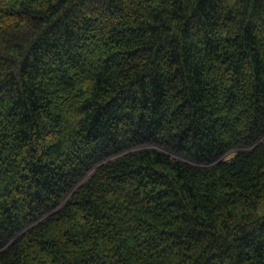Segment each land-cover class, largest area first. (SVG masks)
<instances>
[{"label": "trees", "instance_id": "obj_1", "mask_svg": "<svg viewBox=\"0 0 264 264\" xmlns=\"http://www.w3.org/2000/svg\"><path fill=\"white\" fill-rule=\"evenodd\" d=\"M0 264H264V0H0Z\"/></svg>", "mask_w": 264, "mask_h": 264}, {"label": "rangeland", "instance_id": "obj_2", "mask_svg": "<svg viewBox=\"0 0 264 264\" xmlns=\"http://www.w3.org/2000/svg\"><path fill=\"white\" fill-rule=\"evenodd\" d=\"M236 152H237L236 149L230 150L229 152H227V154H225V156L222 158V160H229V159H231L232 157H234V155L236 154Z\"/></svg>", "mask_w": 264, "mask_h": 264}]
</instances>
